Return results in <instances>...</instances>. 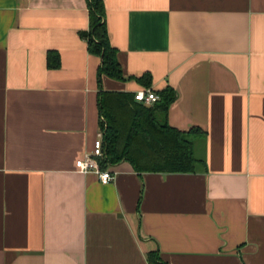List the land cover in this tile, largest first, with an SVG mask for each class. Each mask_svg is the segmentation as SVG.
<instances>
[{"label": "crops", "instance_id": "0c3cea01", "mask_svg": "<svg viewBox=\"0 0 264 264\" xmlns=\"http://www.w3.org/2000/svg\"><path fill=\"white\" fill-rule=\"evenodd\" d=\"M103 3L123 80L99 86L86 0H0V264H264V0ZM167 88L204 168L76 171L100 92Z\"/></svg>", "mask_w": 264, "mask_h": 264}, {"label": "trees", "instance_id": "16d2710c", "mask_svg": "<svg viewBox=\"0 0 264 264\" xmlns=\"http://www.w3.org/2000/svg\"><path fill=\"white\" fill-rule=\"evenodd\" d=\"M86 6L89 29L81 33V38L86 42L88 52L100 60L98 85L103 75L123 80L116 50L109 42L103 0H86ZM49 66L55 67L50 59ZM144 77L137 81L143 82ZM158 96L156 104L146 107L136 102L134 96L99 93V128L103 133V157L99 163L102 170L122 161L128 162L138 173H196L204 168V160L197 158L194 152L197 137L203 138V132L199 129L180 132L168 126L164 117L175 94L167 88ZM119 110L123 112L122 116ZM148 261L165 264L156 253L149 254Z\"/></svg>", "mask_w": 264, "mask_h": 264}, {"label": "built area", "instance_id": "2783aa9c", "mask_svg": "<svg viewBox=\"0 0 264 264\" xmlns=\"http://www.w3.org/2000/svg\"><path fill=\"white\" fill-rule=\"evenodd\" d=\"M134 100L143 106L152 107L159 101V96L150 90H140L134 94ZM102 139L103 133L99 130L92 151L75 162V169L83 175L93 173L98 176L101 184H107L113 180V175L109 170L100 168L99 160L103 157Z\"/></svg>", "mask_w": 264, "mask_h": 264}, {"label": "rangeland", "instance_id": "374dc122", "mask_svg": "<svg viewBox=\"0 0 264 264\" xmlns=\"http://www.w3.org/2000/svg\"><path fill=\"white\" fill-rule=\"evenodd\" d=\"M120 111V114L119 115H121L123 112L121 111V110H119ZM124 111H125V115L127 114V112H126V110L124 109ZM122 116V115H121ZM117 117H118V115H117ZM119 118V120L120 119H122V121H124L123 119L124 118H122V117H118ZM198 138H200V136H198Z\"/></svg>", "mask_w": 264, "mask_h": 264}]
</instances>
